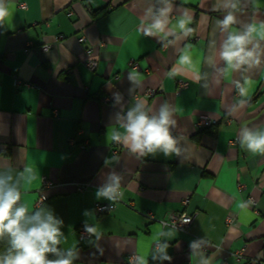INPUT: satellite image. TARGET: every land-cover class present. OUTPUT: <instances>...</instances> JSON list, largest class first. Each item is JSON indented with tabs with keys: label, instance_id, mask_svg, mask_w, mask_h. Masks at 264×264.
<instances>
[{
	"label": "crops",
	"instance_id": "obj_1",
	"mask_svg": "<svg viewBox=\"0 0 264 264\" xmlns=\"http://www.w3.org/2000/svg\"><path fill=\"white\" fill-rule=\"evenodd\" d=\"M0 3V181L28 216L59 222L56 246L78 264L264 261V152L244 143L264 134V0ZM157 19L163 30L150 34ZM243 35L253 57L230 66L221 53ZM138 108L168 109L178 151L132 150ZM201 114L216 126L197 129ZM44 177L53 186L38 207ZM108 187L111 198L98 195ZM182 212L187 230L165 224Z\"/></svg>",
	"mask_w": 264,
	"mask_h": 264
},
{
	"label": "clouds",
	"instance_id": "obj_2",
	"mask_svg": "<svg viewBox=\"0 0 264 264\" xmlns=\"http://www.w3.org/2000/svg\"><path fill=\"white\" fill-rule=\"evenodd\" d=\"M8 14V9L0 3V23L4 22ZM233 22L232 15L222 21L225 27ZM184 26L185 22L181 21L180 27ZM163 27V22L157 19L151 26L150 34L152 29L159 32ZM247 43V35L230 36L221 53L222 58L233 67L249 63L253 52L246 50ZM128 119L125 139L130 142L133 151L155 152L157 149H163L166 153L178 151L175 147L176 140L169 132L168 126L174 121L170 119L167 108L161 110L158 118H150L138 108L129 113ZM244 143L253 152H264V134L245 133ZM115 191V187H108L98 195L111 198ZM19 200L20 194L14 188L5 189L3 182L0 181V238L5 234L11 237L9 254L0 258V264H72L74 253H69L67 258L59 260H49L46 256L48 253L58 252L56 245L61 243L59 222L51 214L41 212H37L35 216H28L27 207L23 205L14 207ZM89 231L94 232L95 229L90 228Z\"/></svg>",
	"mask_w": 264,
	"mask_h": 264
},
{
	"label": "built area",
	"instance_id": "obj_3",
	"mask_svg": "<svg viewBox=\"0 0 264 264\" xmlns=\"http://www.w3.org/2000/svg\"><path fill=\"white\" fill-rule=\"evenodd\" d=\"M22 7H26L25 3H22L21 5ZM96 64H97V61L94 59V58H91L89 57L86 61V65L88 67H90L91 69H94L96 67ZM133 65V67H136V64L132 61L131 63ZM150 94L153 93V91H149ZM105 100H107L105 98ZM216 123V120L207 115V114H201L198 118V120L196 121V128L197 129H203V128H206V127H210V126H213L215 125ZM118 149L119 147L117 146V148L115 149L114 152H118ZM53 186L51 180H49L48 178H43L42 179V186H41V191H40V195L37 199V202H36V206L40 207L42 206L45 201H47L48 199V196L47 194L45 193V190L46 189H49ZM78 189H82L81 186H78L77 187ZM251 202H253L252 199H250ZM183 202L186 204L188 202V198H185L183 200ZM19 204V201L17 202V205ZM17 205H15L14 207H17ZM109 208V206L107 204H96L95 205V211L97 214H100L102 213V211H105ZM193 220V216L190 215V214H187L185 212H182V213H171L169 215V220L167 222H165V224H169L170 226L172 227H176V228H179L181 230H187V228L189 227V225L191 224ZM232 221V219L230 217L227 218V222L230 223ZM91 227L88 226V225H83L79 228V234H80V237L81 238H85V237H90L91 236V232L89 231ZM159 243H156V245H158ZM239 254L240 251L236 252V254ZM131 258V262H135L136 261V258L137 256L136 255H131L130 256ZM264 264V261H261V260H255L254 261V264Z\"/></svg>",
	"mask_w": 264,
	"mask_h": 264
},
{
	"label": "trees",
	"instance_id": "obj_4",
	"mask_svg": "<svg viewBox=\"0 0 264 264\" xmlns=\"http://www.w3.org/2000/svg\"><path fill=\"white\" fill-rule=\"evenodd\" d=\"M215 126L216 125H213V126H210V127H207V128H212V127H215ZM10 240H11V237L8 234H5L4 237L0 238V258L5 257V256H7L9 254V251L11 249ZM56 247L58 249V252H53V253L46 254L47 259H49V260H59L61 258H67L69 253H72V252H64L63 250L60 249L59 246H56ZM72 264H78V262H77V260L75 259L74 256H73V259H72Z\"/></svg>",
	"mask_w": 264,
	"mask_h": 264
}]
</instances>
